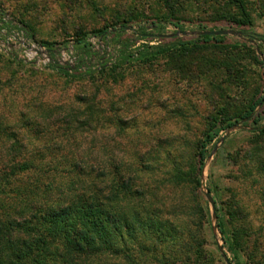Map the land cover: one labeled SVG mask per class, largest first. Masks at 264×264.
<instances>
[{
	"label": "rangeland",
	"instance_id": "rangeland-1",
	"mask_svg": "<svg viewBox=\"0 0 264 264\" xmlns=\"http://www.w3.org/2000/svg\"><path fill=\"white\" fill-rule=\"evenodd\" d=\"M219 1L0 0V128L21 131L18 122L23 116L49 119L58 107L73 112L70 109L78 106L81 112L78 100L88 95L98 102L100 123L72 124L66 134L75 138L59 136L50 145L71 150L97 147L106 164L112 151L133 159L127 151L148 149L153 142L155 148L160 142L180 150L211 138L200 176V192L211 218L208 247L217 264H226L223 253L233 264H247L243 252L228 249L214 198L226 222L224 201L243 203L244 212L264 236V170L252 161L261 154L258 148L264 152V139L257 141L252 133L257 125L249 119L211 132L210 115L226 101L235 108L252 96L264 98V0H246L251 28L211 21ZM171 9L183 16V28L171 21ZM105 28L106 34L95 33ZM210 28L236 34L210 35L226 36L225 42L211 43L180 61L167 56H158L151 65L142 61L143 54L166 42L193 41ZM80 30L87 34V47L77 43ZM142 32L160 35L145 38ZM43 41L54 42L55 47L49 49ZM54 63L83 74L95 72L96 79L85 80L87 75L70 80L53 70ZM114 66L117 82L98 73ZM257 110L264 116V103ZM111 117L121 119V124L109 123ZM260 124L264 125V117ZM56 128L52 125L54 132ZM208 132L211 137L206 138ZM7 144L0 142L2 147Z\"/></svg>",
	"mask_w": 264,
	"mask_h": 264
},
{
	"label": "trees",
	"instance_id": "trees-1",
	"mask_svg": "<svg viewBox=\"0 0 264 264\" xmlns=\"http://www.w3.org/2000/svg\"><path fill=\"white\" fill-rule=\"evenodd\" d=\"M220 1L214 6L211 21L253 27L246 0ZM171 11V21L183 28V16ZM95 33L104 35L107 29ZM77 35V43L87 47L84 30ZM159 35L142 32L145 38ZM225 38L202 35L189 42H166L143 54L142 61L151 65L158 56L180 61L211 43H224ZM42 43L49 49L55 47L54 42ZM51 67L70 80L87 75L85 80L96 79L92 71L83 74L56 63ZM116 68L98 73H106L117 82ZM263 101L252 96L235 108L226 101L210 115L211 132L249 119L257 125L252 133L262 141L264 125L260 122L264 116L257 109ZM78 103L81 112L78 106L70 109L73 112L58 107L49 119L23 116L18 122L21 131L0 128V142L10 143L0 145V264H217L214 251L208 247L210 211L200 192L211 134L208 132L206 142L183 150L160 142L156 148L155 142L148 149L133 148L131 153L127 151L133 159L112 151L103 164L97 147L71 150L49 143L59 136L75 138L66 134L72 124L93 127L100 123L94 98L87 95ZM121 121L111 117L109 123L118 125ZM52 125L57 126L55 132ZM258 150L261 154H255L257 160L252 161L259 163L262 172L264 152ZM181 152L183 158L179 157ZM214 200L228 249L243 252L247 264H264L263 230L254 227L243 203L224 201L227 223Z\"/></svg>",
	"mask_w": 264,
	"mask_h": 264
},
{
	"label": "water",
	"instance_id": "water-1",
	"mask_svg": "<svg viewBox=\"0 0 264 264\" xmlns=\"http://www.w3.org/2000/svg\"><path fill=\"white\" fill-rule=\"evenodd\" d=\"M229 33L236 34V32H234V31H226V30H210V31L202 32L203 35H226ZM223 140H224V138L222 139V141ZM207 196L210 200H212L210 194H207ZM223 257H224L226 264H233L225 253H223Z\"/></svg>",
	"mask_w": 264,
	"mask_h": 264
}]
</instances>
